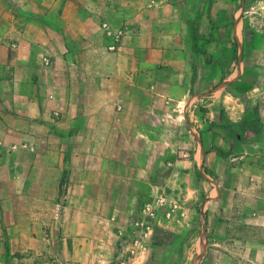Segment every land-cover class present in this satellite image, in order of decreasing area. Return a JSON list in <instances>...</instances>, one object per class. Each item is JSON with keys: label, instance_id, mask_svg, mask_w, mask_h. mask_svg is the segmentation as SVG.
<instances>
[{"label": "crops", "instance_id": "1", "mask_svg": "<svg viewBox=\"0 0 264 264\" xmlns=\"http://www.w3.org/2000/svg\"><path fill=\"white\" fill-rule=\"evenodd\" d=\"M159 163L183 229L126 264H206L222 176L264 175V0H0V264L41 235L122 264Z\"/></svg>", "mask_w": 264, "mask_h": 264}, {"label": "rangeland", "instance_id": "2", "mask_svg": "<svg viewBox=\"0 0 264 264\" xmlns=\"http://www.w3.org/2000/svg\"><path fill=\"white\" fill-rule=\"evenodd\" d=\"M161 153L163 152L161 151ZM171 153L177 158H181L182 149L176 148ZM239 160L245 161L246 159ZM170 161L171 158L167 160L168 167ZM227 165L230 168L231 162L228 161ZM159 167H162V170L159 168L158 173L155 176L153 175V179L158 182L157 194L165 195L168 199H171L176 192L166 187V180L171 177L173 179V176L170 172L164 173L165 167L161 164ZM221 181L225 186L222 192V202H219L215 208L216 210L213 207L206 209L207 202L210 201L209 191L207 190L202 191L201 196L197 197V205L195 206L196 211H199L200 208L207 211L210 238L206 264H264V175L248 176L241 174L236 176L228 173L222 176ZM20 208L23 211L30 209L27 206H21ZM182 217L186 218L187 215ZM168 219L170 221L167 222V229L171 232H174L173 229L176 231L183 229L182 222L184 221L177 223L176 219L173 220L170 216ZM180 219L182 220V218ZM196 220L198 221V218ZM203 222L206 223L204 217ZM22 223L25 228H28V223ZM175 224H178L179 227ZM34 226L32 224L31 228ZM247 227L251 228L247 231L249 236H246ZM40 228L42 229V226ZM51 230L50 226L48 232ZM183 237L185 238L182 239L181 244H188L185 242L187 237ZM245 240H247L246 243H244ZM164 242H169L166 239V232ZM25 243L27 242L25 241ZM249 243L250 247H247ZM28 244L31 247V253L4 254L1 264H71L67 255L57 254V249L61 245V240L57 238L50 240L49 238H42L41 235V238L34 239ZM164 246H167V244L163 245V249L166 248ZM179 257L181 259L184 256L180 253ZM161 259V262L164 259L166 261V258Z\"/></svg>", "mask_w": 264, "mask_h": 264}, {"label": "built area", "instance_id": "3", "mask_svg": "<svg viewBox=\"0 0 264 264\" xmlns=\"http://www.w3.org/2000/svg\"><path fill=\"white\" fill-rule=\"evenodd\" d=\"M104 30L108 35H112L109 25H103ZM116 42L119 36L115 35ZM116 46L110 49L114 50ZM166 209V216H170L174 210L172 200L168 199L165 195L157 194L148 200L140 209L139 214L133 219L131 226L133 228L130 234H126L123 238L124 260L122 264L129 262L136 254V250L143 249L149 241L154 237L156 230V221L159 213ZM123 237V234H121Z\"/></svg>", "mask_w": 264, "mask_h": 264}]
</instances>
